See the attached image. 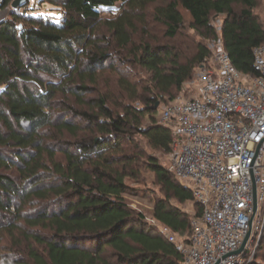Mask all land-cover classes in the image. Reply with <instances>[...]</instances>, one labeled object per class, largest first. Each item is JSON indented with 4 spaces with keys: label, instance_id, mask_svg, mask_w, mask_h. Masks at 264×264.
I'll return each mask as SVG.
<instances>
[{
    "label": "trees",
    "instance_id": "trees-1",
    "mask_svg": "<svg viewBox=\"0 0 264 264\" xmlns=\"http://www.w3.org/2000/svg\"><path fill=\"white\" fill-rule=\"evenodd\" d=\"M13 1L0 0L11 11L0 23V264H181L127 199L150 173L163 194L154 221L189 236L203 213L147 152L171 149L156 104L175 102L212 56L186 29L221 40L234 66L256 77L264 0H42L58 19ZM257 256L264 264V230Z\"/></svg>",
    "mask_w": 264,
    "mask_h": 264
},
{
    "label": "built area",
    "instance_id": "built-area-1",
    "mask_svg": "<svg viewBox=\"0 0 264 264\" xmlns=\"http://www.w3.org/2000/svg\"><path fill=\"white\" fill-rule=\"evenodd\" d=\"M254 69L256 77L241 73L221 43L197 69L196 80L184 86L195 97L178 98L161 110L159 124L172 131L169 170L203 209L200 218L193 217L189 236L148 220L176 246L181 264H251L255 235L261 240L264 46L254 50Z\"/></svg>",
    "mask_w": 264,
    "mask_h": 264
},
{
    "label": "rangeland",
    "instance_id": "rangeland-1",
    "mask_svg": "<svg viewBox=\"0 0 264 264\" xmlns=\"http://www.w3.org/2000/svg\"><path fill=\"white\" fill-rule=\"evenodd\" d=\"M164 1V0H162ZM30 5L28 6V8L31 10L29 13L33 14V15H43V16H47V15H52L55 16L58 19V13L53 11V7L45 4L42 2V0H29ZM104 13H106V15H108L107 12H110L109 9H104L103 10ZM116 11H119V6L116 9ZM115 11V12H116ZM10 9L9 8H3L0 4V23L3 22L5 19H7V17L10 14ZM256 13L258 14V16L260 17V20L262 21V23H264V1L261 2L260 7L256 10ZM224 17L222 16H215L213 19V25L215 26V29L217 30L218 33H221V26H222V22H223ZM188 20V19H187ZM59 21H61V19H59ZM150 31H152L154 33V35H156L158 38L163 40V32L164 27L160 24H157L155 22H152L151 26H150ZM187 33H190V35L194 36L196 38L197 41H201L203 42L206 46H208V48L213 52H217L220 48V44H221V40L217 39V40H208V39H204L202 37H200L199 35L196 34L195 31L186 29L185 30ZM164 43L169 42L168 39H164L163 40ZM196 74H197V69L194 72V77L193 80H196ZM190 81V82H192ZM193 91V90H192ZM192 97H195L194 93L191 91H186L185 89H183V91L178 95V98H185V99H190ZM177 98V99H178ZM165 106L162 104L160 105V107L158 108L159 110V115H161V110L164 108ZM147 148V152L149 155H154L156 156L159 161H161V163L164 165V167H169V154L165 155L162 152H158L155 150H151L148 147ZM146 178H147V182L145 183V185H139L137 188H140L141 192L138 193L137 197L134 196H128V202L131 204L132 208L136 211H141L144 212L147 215V220H151V213H152V208L154 205V200L157 197H161L163 196V194L160 193V188L158 187V185L155 183L156 178L150 174V173H146ZM182 209H184L185 212L190 213L191 215H195V209H193V204L192 203H188L187 205H182L181 206ZM259 220V219H258ZM260 225L261 227L264 226V216L263 218L260 219ZM264 230V228H263ZM263 233V231H262ZM262 236V234H261ZM261 239V237H260ZM255 240V245H254V257L251 260V264H254V262H258V263H262L261 259H258L257 256V251H258V247H259V234H256L254 237ZM259 242V243H258ZM252 254V251L249 253V255ZM248 255V256H249ZM2 264H14L13 263V259L11 257H5L2 260Z\"/></svg>",
    "mask_w": 264,
    "mask_h": 264
},
{
    "label": "water",
    "instance_id": "water-1",
    "mask_svg": "<svg viewBox=\"0 0 264 264\" xmlns=\"http://www.w3.org/2000/svg\"><path fill=\"white\" fill-rule=\"evenodd\" d=\"M27 2H28L27 0H14L12 2V9L13 10H19V9L23 8L24 6H26L28 4ZM159 107H160V103H157L156 108L158 109ZM253 207H254V214H255L258 210L256 191H255V199H254V206ZM252 219H253V217H252ZM250 235H251V231L246 236L245 242H244L243 246L240 248V250L237 252V254H240L245 250V247H246L247 243L249 242Z\"/></svg>",
    "mask_w": 264,
    "mask_h": 264
}]
</instances>
